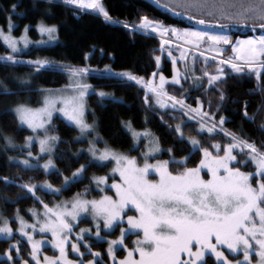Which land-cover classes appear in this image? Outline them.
<instances>
[{
	"label": "snow or ice",
	"instance_id": "6c2138e0",
	"mask_svg": "<svg viewBox=\"0 0 264 264\" xmlns=\"http://www.w3.org/2000/svg\"><path fill=\"white\" fill-rule=\"evenodd\" d=\"M47 2L52 3V0H47ZM156 2L160 3V0H156ZM63 3L75 5L81 10L91 9L102 15L107 22L120 23V21H113L101 0H63ZM162 6L170 11L183 9V12L175 11V14L187 15L188 19H194L200 25L209 23L202 18L207 16L214 18L215 26L222 29L227 28L228 24L219 23V21L226 20L232 24L250 25L252 28L259 27L264 30V0H176L174 8L167 4ZM16 7L18 5L12 6L13 12H15ZM123 26L125 28L130 27L127 23H124ZM12 27L11 17H9L8 33L6 34L0 28V39H3L11 52L15 54L19 53L20 49L18 41L11 35ZM131 27L134 30H144L145 33L149 30L152 32L159 31L161 36L171 32L178 39L186 38L187 43H195L197 47H199L200 42L206 39L211 42V50L217 52L223 50L216 48V45L232 43L227 35H213L191 29L181 31L176 28H165L162 24L145 16L140 18L138 24ZM38 30L41 34H47L49 40L56 39L57 28L55 26L49 27L41 22L38 25ZM27 32L28 28L26 27L25 35L20 38L25 48L29 44ZM165 43L167 41L162 40V47ZM232 51L236 55L227 60H220V64H228L235 73H242L247 68L250 73H255L259 80L261 72L264 71V35L254 39L238 40L232 44ZM88 57L89 54H85L86 60ZM183 57L184 53H181V58ZM0 60L13 64L17 63L15 55L12 54L0 56ZM155 60L159 67L161 57L156 56ZM238 61L243 63H238ZM26 63L34 66L37 73L45 68L56 70L52 68L53 62L47 60H30ZM175 64L176 61L173 59L172 83L180 84L179 76L181 74L175 69ZM60 68L69 73L72 81L69 87L73 95L54 96L49 91V95L44 98L42 108L32 109L24 104H18L13 109L21 125H27L33 132L44 131V138L39 139L41 153H51L55 142L59 140L56 135H48L47 125L51 124L55 111H60L67 120L79 129L80 137H77L78 140L90 131H95L94 125L88 124L84 118V97L92 86L82 81L90 72L96 70L86 66L75 67L71 65H61ZM104 71L110 72L111 69L106 66ZM117 75L135 81L137 84H144L145 89L151 91L156 97V103L161 108H166L168 106L167 101H171L173 108L179 105L180 109H186L184 115L189 120L195 119V116L191 115L192 113L198 115L200 117L198 135H202L205 130L209 134H216L217 125L214 121V114L202 111V104L199 99L197 100V107L192 108L186 104L184 99H177L175 96L168 95L164 90L166 78L163 75L159 77L158 86L154 80L145 82L143 77H137L130 72H122ZM224 75L223 68L219 67L216 74L204 72V76L208 77L210 87L223 84L225 82L222 79ZM153 77H155V73H153ZM197 79L200 78L197 77ZM7 92L8 89L5 88L4 93L7 94ZM98 95L103 98L110 94L101 91ZM219 99L220 101L226 99L223 90H220ZM58 101L63 107H57ZM145 103H148L147 92ZM217 110L219 111V106ZM261 112H264V105L250 116L247 111V104H245L244 116L248 121L255 123L257 115ZM205 117L213 121L210 127L206 125ZM225 122V118L221 117L219 121L220 131H223L225 136L230 137L231 143L223 146L220 143H213L211 147L216 149L215 153L203 146L196 137H189L188 142L191 144L192 150L188 157L176 160L173 156L169 160H157L156 163H150L149 157L161 150L158 139H154L148 151L143 154V166L139 165L136 157L115 152L107 146L99 151L95 146V140L89 141L88 151L95 160L106 161L109 158L115 160L116 167L113 172L119 173L121 183L111 185L115 190V198L105 195L99 200H86L77 194L72 201L63 202L54 208H49L47 204L44 205V215L47 219L40 225L39 230L40 232L50 231L52 233L53 247L59 250V257L45 256L43 264H76L75 261L67 258L66 236H61V233L71 231L69 217L76 220L81 213L90 214L93 221L96 222V236L99 238L101 235L99 220H103L104 229L113 230L117 222L123 221V215H127L125 209L129 205L135 209L138 215H128V228H121L119 238L108 241L109 258L115 262V246L124 245L127 235L133 230L142 232L143 238L135 240L133 242L135 247L131 250L125 247L127 256L118 264H207L209 255L215 257L217 264H232V261L218 246L226 248L230 253L242 252L243 260H236V264H253V253L256 257L255 264H264V142L258 146L255 141L250 142L237 133L224 130L222 126ZM185 126H187L186 123L182 122L175 127V131L181 140L184 138L183 127ZM126 127L132 132L134 139H138L142 135L145 137L150 135L147 131L136 132L132 128L131 122H128ZM258 130L264 133V120L261 121ZM4 139L9 146L13 145L11 137H4ZM32 140V136L27 137L25 146L30 148ZM237 149L239 152H236ZM196 150L202 153V158L196 167L184 166L183 170L176 174L170 171V164L186 165L192 152ZM168 151L171 155L172 149ZM221 151L223 155L220 154ZM28 155L29 157L32 155L30 150ZM241 156L244 159H239ZM249 162L255 165V172L241 170L239 165L246 167ZM20 163L26 168L33 167L27 159L20 161ZM43 167L46 171L55 169L51 159ZM84 168L85 166H81L73 173V181L79 177ZM203 169L207 170L210 179L202 178L201 171ZM150 172H155L159 176V180L148 179ZM3 179L5 184L14 183L8 177ZM94 180L99 186L105 184L107 178L101 176L95 177ZM254 180L255 185L253 184ZM71 182L68 177H65V186ZM21 187L26 188L33 196L36 195V185L25 184ZM44 187L55 192L61 191L59 188L53 189L47 181H45ZM37 199L39 198L37 197ZM69 203L71 204L70 208L68 207ZM32 215L36 216L37 213L33 211ZM17 220L20 222L19 231L27 236L32 244V259L36 261V264H41L37 257L41 242L33 241V237L24 231L28 227L35 229V225L27 224L18 213ZM81 231L90 230L82 229ZM12 233L13 229L9 227L8 220H4L3 226H0V234L7 238L11 237ZM136 234L139 235V233ZM12 248L16 249V255L19 256L18 246L10 245V249ZM72 250L74 252L79 251L76 244L72 245ZM134 253H139V259L134 258ZM92 255L95 258L101 254L94 252ZM3 256L7 258L8 264H15V257L10 250L5 251ZM21 264H28V261L22 260ZM88 264H95V260L89 261Z\"/></svg>",
	"mask_w": 264,
	"mask_h": 264
},
{
	"label": "trees",
	"instance_id": "16d2710c",
	"mask_svg": "<svg viewBox=\"0 0 264 264\" xmlns=\"http://www.w3.org/2000/svg\"><path fill=\"white\" fill-rule=\"evenodd\" d=\"M154 1L156 2V0ZM101 2L113 21H120V23L107 22L97 14L64 4L63 0H52V3H48L47 0H0V28L3 30L9 25V17H11V23L16 26L13 31L16 36L29 26V36L33 39L37 38L38 35L33 27L40 22L46 26L57 28V43L55 45L30 48L28 51L15 55L17 60L15 64L0 60V221L1 218L8 219L13 230L17 228V223L14 220L17 213L26 217L28 210L32 208L41 209L45 204L52 203L53 200H69L84 192L88 197L100 196L99 192L91 189V178L103 176L108 171L107 165L88 163V158L85 155L78 158L74 156L81 145L74 142L77 132L58 118L54 119L52 128L60 138L54 156L57 171L47 174L39 168H24L9 161V158L17 153L7 149L4 137H11L13 144L22 145L28 135L27 130L19 126L11 109L18 104L35 107L38 105L42 91L65 86L68 82L67 72L61 70V65L86 66L96 70L85 77L86 81L96 89L111 93L117 99L99 102L95 95H90L87 114V120L96 121L99 135L106 145L114 150L127 152L137 157L138 150L132 149V138L124 129V125L131 122L134 130L148 131L155 139H158L161 152L157 156V160H169L173 156L176 160L188 157L192 150L188 142L189 137H196L203 146L215 153L211 147L213 143H220L222 146L231 143L230 137L220 131L221 117H224L226 121L222 126L224 130L237 133L250 142L255 141L258 146L264 142V133L258 130L261 121L264 120V112L257 115L255 123L248 121L244 116L245 104H247L250 116L264 105V71L261 72V78L258 80L253 73L246 71L231 73L227 69L222 78L225 82L218 84L217 87H208L204 84L196 88L188 82H183L181 86L167 85L165 91L168 95L184 99L186 104L192 108L197 107L199 99L202 111L214 114V121L217 125L216 134L203 132L202 135H198L200 117L190 121L184 115L186 109H180V107L175 110H160L154 105L152 95L149 93H147L148 103H145V88L113 75L130 72L147 81L156 69L155 57L160 55L161 48L159 36L134 30L131 27L138 24L142 16L162 24L164 27L179 29L193 27L195 23L162 9L161 6L164 4L174 8L176 0H160L158 5L151 0H101ZM13 5H18L15 12L12 11ZM180 10L175 9V11ZM202 18L209 23L216 24L214 18L207 16ZM124 23L129 24L130 27L125 28ZM219 23L228 24L221 21ZM232 25L239 24H228V27L235 30L232 32L233 38L248 37L254 31L259 33L262 30ZM9 54V50L0 40V56ZM85 54H89L87 60ZM30 60L51 61L53 62L52 68L56 70L45 68L37 73L34 66L26 63ZM161 65L162 68L159 72L170 77L172 74L171 63L162 58ZM106 66L111 69L110 72L104 71ZM206 67L212 72L214 63H210ZM5 88L8 89L7 94L4 93ZM220 90L225 92L226 99L224 101L219 99ZM218 106L219 111L217 110ZM204 121L208 126H211L213 122L208 117H205ZM182 122L187 125L183 127V140L175 131L176 125ZM169 149H172L171 155ZM33 150L36 151L35 148ZM220 154L222 155L223 152L221 151ZM201 156V152L196 150L192 152L186 165L170 164V171L176 174L178 171H182L184 166L196 167ZM239 159H244V157L241 156ZM83 164H86L85 176L61 190L58 195L46 193L40 188L45 181L53 187L60 188L64 177L70 176ZM239 166L242 171L254 172V167L250 162L246 167ZM4 177H8L14 183L5 184ZM25 184L37 186L35 196L29 193L26 188L21 187ZM253 184H255V180ZM86 224L87 222H80L79 226ZM118 231L116 229L110 234V237H116ZM132 237L129 236L126 239L128 246ZM12 244L18 245L20 250L18 257L16 251L10 249ZM90 247L93 253L101 254L95 264H110L106 255L105 242L91 243ZM9 250L15 257V264H21L22 260L32 264L29 259V246L17 235L11 239H0V256L2 257L3 253ZM47 252L54 254L48 249ZM124 255L123 250L117 252L118 258ZM85 259H92V256L88 255ZM0 264H8L7 259L2 257ZM207 264L216 263L213 258L207 257Z\"/></svg>",
	"mask_w": 264,
	"mask_h": 264
},
{
	"label": "rangeland",
	"instance_id": "374dc122",
	"mask_svg": "<svg viewBox=\"0 0 264 264\" xmlns=\"http://www.w3.org/2000/svg\"><path fill=\"white\" fill-rule=\"evenodd\" d=\"M70 6L78 8L75 5H70ZM83 10L91 12L93 14H99L98 12H95V11H93L91 9H83ZM180 11L183 12V9H181ZM210 18H212V17H210ZM221 22L232 24V23H229L226 20H222ZM40 23H38L36 26L33 27V29L36 31V33L38 35V37L35 38V39H33V38H31L29 36L30 27L27 26V28H28L27 39L29 40V44H28L27 48L24 47L23 41L20 39L21 37H23L25 35V28L26 27L22 30L20 35L16 36V35L13 34V31L16 28V26L13 23H11L13 25L12 31H11V35L18 41V47L20 49L19 53L13 54L11 52V49L7 46V44H5L3 39H0V40H1L2 44L9 50L10 54H12V55H19V54H21V53H23L25 51H28L30 48H39V47H46V46L55 45L57 43V37L54 40H49L47 34H41L39 32V30H38V25ZM8 26L9 25H7L6 29L4 30V32L6 34L8 33ZM165 28H172V27H165ZM176 29L181 30V31L184 30V29H191V30H195V31L208 32L209 34H213V35H216V34L227 35V36L230 37L232 43L231 44H227V45H225V44L216 45L215 46L216 48H219V49L223 50L221 52H217V51L211 50V47H212L211 46V42L206 40V39L204 41L200 42L199 47H197L195 43H187L186 42V38L178 39L176 36H173L171 34V32H168L165 35L161 36L159 34V31L152 32L151 30H149L147 33L157 34L160 38H165V39L168 40L167 43H165L163 45V47H162V44H161L160 55H159L161 57V60H160L159 67L157 66V62H156V69L154 71L155 77H153V74H152L151 78L149 79V80H154V83L158 86L159 83H160L159 77H160V75H163L166 78V83H165V86H164V90H165V87L167 85H169V86H181L183 82H188L190 85H192L193 87H196V88L200 87V86H202L204 84L206 86L210 87L208 85V77L204 76V72L205 71L209 72L210 74H216L217 73V68L219 67V68H223L224 72H225V70L228 69L231 73H235V72L232 71L231 67L228 64H220V60H222V59L223 60H227V59H229L231 57H234L236 55V53H234L232 51V44H235V42L238 41V40H247V39H250V38L254 39L256 37L264 35V30H261L259 33L254 31L253 34L251 36H248V37H244V38L234 37L233 38L232 32L235 31L234 28L227 27V28H223L222 29L220 27L217 28V27H213V26H209V25H198V24H195L193 27H187V28H183V29L182 28L181 29L176 28ZM141 31H144V30H141ZM55 36H56V33H55ZM181 53H184V57L183 58H181ZM201 53H203V55H201ZM162 58H165L166 60H168L171 63L172 74H171L170 77H167L163 73L159 72L160 69L162 68V65H161ZM173 59H175V61H176L175 69L178 70L179 73L181 74L179 76L180 84L172 83V78H173V75H174ZM210 63H214V68H213L212 72H210V69L208 67H206V66H209ZM238 63H243V62L242 61H238ZM245 71L249 72L247 68H245L243 72H245ZM117 74H119V73H115L113 75L115 77L130 81L126 77H120ZM253 74L256 77L255 73H253ZM197 77H199L200 79H197ZM67 79H68V82L63 87L56 88V89H47V90L42 91L40 96H39L38 105L37 106L33 107V106H29L27 104H24V105H26L27 107H30L32 109L42 108L44 106V103H43L44 102V98H45L46 95H49V91L54 96H71V95H73V92H72L71 88L69 87V85H70V83H72V81L70 80V76H69L68 72H67ZM147 81L145 80V82H147ZM82 82L89 84L86 81L85 78L83 79ZM130 82H133V83L137 84L135 81H130ZM137 85H139L140 87L145 88L144 84H137ZM57 90H59V91H57ZM101 91H103V90L96 89V88H94L92 86L89 89L88 93L84 97V104H85V117L84 118H85V121L88 124L94 125L95 131H90L89 133H87L86 135H84L83 137H81L78 140L77 137H80L79 129L71 121L67 120V118L60 111L53 112V118H52L51 124L47 125V127L49 129L48 135H56L53 132V130H52L53 121H54L55 118H58V119L62 120L65 124H67L68 126H71L72 128H74L76 130V132H77L76 137L74 138V142H77V143L81 144V145H79L78 151H77V153L74 156L78 158L81 155H85L88 158V163H94V164H97V165H100V166H103V165H107L108 166L107 174L103 175V177L107 178L105 184H100L98 186L97 183L94 180L95 177L93 176L91 178L90 187H91L92 190H94L96 192H99L100 196H98V197H91V196L88 197V196H86V192L80 194L81 197L83 199H86V200H99V199H101V197H103L105 195L112 196L113 198H115V190L111 187V185L113 183H121L119 173H114L113 172V169L116 167L115 160H112L111 158H109L106 161L95 160L92 157L91 153L88 151L89 141H91V140H95V142H96L95 146H96V148L99 151H102L105 148V146H107L106 143L104 142V140L101 138V136L98 133L96 121L90 122V121L87 120V114L89 112V108H88V98H89V96L90 95H95V97L97 98V101H99V102L104 101V100H114V101L117 100L116 98L113 97V95L111 93H108V92H105V91H103V92L108 93L110 95L105 96L103 98L100 97L98 95V93L101 92ZM146 92L152 95L154 105L157 108H159L160 110H166V109H174L175 110V109H179V107H180L179 105H176V108H173L171 106V101H167L168 106L166 108H161L159 105H157L156 97L153 95V93L151 91H147V90H146ZM15 107H13L11 109V111L16 117V113L13 111V109ZM57 107L60 108V107H63V105L60 104L59 101H58L57 102ZM192 114L195 116V118L199 117L198 115H196L194 113H192ZM16 119H17V117H16ZM17 121H18V124H19V126L21 128L27 130L28 135L26 136V138L29 137V136H32L33 140H32L30 148L25 146L26 139H25V141H24V143L22 145L13 144L12 146H9L7 144L6 145L7 149L13 150V151H15L17 153L15 156L11 157V159L9 158V161L11 163L18 164V165H21L22 167L26 168L23 164L20 163V161L27 159V160H29V163L31 165H33L32 168H39L42 171H44L45 173H47V174L57 171L58 169H57V167H56V165L54 163V156H55L56 148H57V145H58V143L60 141V138H59V140L57 142H55L51 153H48V152L41 153L40 152L39 139L44 138V135H45L44 131L43 130H37V132H33L31 129H29L27 127V125H21L18 119H17ZM190 121H192V120H190ZM126 125L127 124L124 125V129L130 135V137L132 138V141H133L132 149L138 150L137 157L136 156H132V155L128 154L127 152L114 150V149H112L110 147L109 148L112 149L115 152L126 154V155H128L130 157H136L139 165L143 166V163H144L143 154L148 151V148L152 145V142L154 141L155 137L150 133V135L147 136V137L142 135L138 139H134L133 136H132V132L129 131V129L126 127ZM208 127H210V126H208ZM136 132L143 133L145 131H141V132L140 131H136ZM204 133L209 134L206 130L204 131ZM82 143H84V144H82ZM34 148H35L36 151L33 150ZM29 150L32 153L31 157H29V155H28ZM213 151L216 152V149H213ZM236 151L239 152V149H237ZM160 152H161V150L159 152H157V153H154L152 156H150L149 157V162L150 163H156L157 156L159 155ZM201 158H202V156H201ZM49 159L52 160L53 164L55 165V169L46 171L44 169L43 165L45 163H47V161ZM251 165L254 167V172H255V165L252 164V163H251ZM81 166H85L86 167V164H83ZM81 166L78 169H80ZM77 170H75L74 172H76ZM73 173L70 176H68L69 180L72 181V182L65 186V183H64L65 177H64L63 184H62V186L59 189L63 190L65 188H67L70 184H72L73 182L82 179L85 176V168H84V171L79 175V177H77L74 181L72 179L73 178ZM201 176L205 180L210 179V176L207 174V170L206 169H203L201 171ZM98 177H101V176H98ZM148 179H150V180H159V176L156 175L155 172H150L149 176H148ZM40 188L43 191H45L46 193L53 194V195H58L61 192V191L55 192V191H52L50 189H47V188L44 187V184L41 185ZM53 189H57V188L53 187ZM73 198H71L69 200H64V199L53 200L52 203H50L48 205V207L49 208H54L56 205H60L63 202L72 201ZM68 207L69 208L71 207L70 203L68 204ZM33 211H35L37 213L36 216L32 215ZM125 211H126L127 215H123L122 214L123 215V221L122 222H117L116 226L114 227L113 230L104 229L103 228V220H99L100 233H101L99 238L96 236V231H97L96 222L93 221V218H92V216L90 214L81 213L80 216L76 220H72L69 217L68 220L71 222V231H67L65 233H61V236H66L65 250H66L67 258L69 260L75 261L76 264H88L89 261H93V260L97 261L98 260L97 257L94 258L93 255H92L93 250L90 247V244L91 243H101V242H105L106 243V246H107L106 255L108 256V252H107L108 241L109 240L118 239L119 236H120V229L121 228H125V229L128 228V224H127V216L128 215H138V213H136L135 209L131 205H129L128 208L125 209ZM44 212H45V208L44 207H42L41 209L32 208V209L28 210V212L26 214V217H23V216L19 215L20 217H22L24 219V221L27 224L35 225V229H33L31 227H28V228H25L24 231L27 232L29 235H31L33 237V241L41 242L40 250L37 253V257L41 261V264H43L45 256L52 257V258L59 257V250L57 248L53 247V236H52V233L50 231L40 232V230H39L40 229V225L42 223H44L45 220L47 219L45 217V215H44ZM53 219H54V217H53ZM4 220H8V219L1 218L0 226H3ZM14 220L17 223V228H16V230H13L12 236L5 238L2 234H0V239H4V240L5 239H11L14 235H17L20 239H22L24 242H26L27 245L29 246V249H30L29 259L32 262V264H36V261L33 260L32 256H31L32 244L29 241L28 237L23 235L19 231L20 222L17 220V216L14 217ZM8 222H9V220H8ZM80 222H87V224L83 225V226H79ZM9 227H10V225H9ZM82 229H86V230H90V231L82 232L81 231ZM116 229L119 230L118 231V235L116 237H114V238L110 237V234L113 233ZM136 233H139V235H137ZM129 236H133V237H132V239L129 240L130 241V245L128 246L127 243H126V239ZM138 238L139 239L143 238V233L142 232H139V230H133L132 232H130L127 235L126 239H125L124 245L115 246V251H114L115 262L112 259H110L109 256H108L110 264H118V262L120 260L124 259L127 256V251H125V247L127 249H129V250L134 248L135 245H134L133 242L135 240H137ZM213 242H214V240H213ZM73 244L77 245V247L79 249L78 252H74L72 250V245ZM15 245H17V244H15ZM85 245H87V247H85ZM218 247H220V250L225 253V255L228 257V259L230 261H232V264H236V260H243V253L242 252L230 253L226 248H224L222 246H218ZM12 249L16 251L15 248H12ZM47 249L52 251L54 254H49L47 252ZM119 250H123L125 252V255L120 257V258L117 257V252ZM88 255L92 256V259H89V260L85 259V257L88 256ZM2 257H4V256H2ZM2 257L0 256V259ZM208 257L213 258V260L217 264V262L215 260V257H213L211 255H209ZM4 258H6V257H4ZM134 258L135 259H139V253H134ZM252 261H253V264H255L256 257H255L254 253L252 255Z\"/></svg>",
	"mask_w": 264,
	"mask_h": 264
},
{
	"label": "water",
	"instance_id": "95a60500",
	"mask_svg": "<svg viewBox=\"0 0 264 264\" xmlns=\"http://www.w3.org/2000/svg\"><path fill=\"white\" fill-rule=\"evenodd\" d=\"M151 1L158 5V3L155 2L154 0H151ZM161 7H162L163 10L169 11L170 13L176 15L175 12L170 11L168 8H165V7H163V6H161ZM97 16H98V17H103V16L100 15V14H97ZM176 16H179V17H181L182 19H185V20H188V21H190V22H194L195 24H197L196 21H195L194 19H193V20H190V19L187 18L186 15H176ZM199 25H200V24H199ZM206 25L217 27V26H215V24H213V23H208V24H206ZM232 26H235V27H250V28H252L251 26H245V25H232ZM256 28H259V27H256ZM256 28H255V29H256Z\"/></svg>",
	"mask_w": 264,
	"mask_h": 264
},
{
	"label": "built area",
	"instance_id": "2783aa9c",
	"mask_svg": "<svg viewBox=\"0 0 264 264\" xmlns=\"http://www.w3.org/2000/svg\"><path fill=\"white\" fill-rule=\"evenodd\" d=\"M158 38H159L160 42H162V40H164V41H168V40L165 39V38H160V37H158Z\"/></svg>",
	"mask_w": 264,
	"mask_h": 264
},
{
	"label": "flooded vegetation",
	"instance_id": "af4514ba",
	"mask_svg": "<svg viewBox=\"0 0 264 264\" xmlns=\"http://www.w3.org/2000/svg\"><path fill=\"white\" fill-rule=\"evenodd\" d=\"M98 258V257H97Z\"/></svg>",
	"mask_w": 264,
	"mask_h": 264
}]
</instances>
